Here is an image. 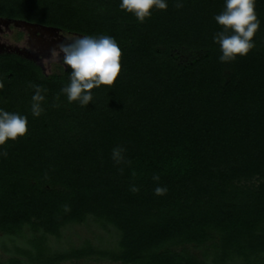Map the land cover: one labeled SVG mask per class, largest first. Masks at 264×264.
Segmentation results:
<instances>
[{"label": "trees", "instance_id": "trees-1", "mask_svg": "<svg viewBox=\"0 0 264 264\" xmlns=\"http://www.w3.org/2000/svg\"><path fill=\"white\" fill-rule=\"evenodd\" d=\"M182 2L139 23L120 0H0V19L111 35L122 50L116 84L88 106L61 93L67 67L46 75L0 53V107L30 133L0 156V264H264V0L255 49L231 63L213 41L224 0ZM79 228L91 237L76 244Z\"/></svg>", "mask_w": 264, "mask_h": 264}, {"label": "clouds", "instance_id": "clouds-1", "mask_svg": "<svg viewBox=\"0 0 264 264\" xmlns=\"http://www.w3.org/2000/svg\"><path fill=\"white\" fill-rule=\"evenodd\" d=\"M168 0H120L119 8L133 15L139 23L149 19L153 11H166ZM175 7L182 8V0H175ZM220 30L213 36V41L219 46L221 63H231L238 58L246 57L255 49L254 37L261 28V21L256 12V0H224L222 10L214 16ZM69 42L61 43L51 50L50 57L42 58L43 63L59 59L63 54L62 64L68 71L69 81L61 89L69 104L78 103L88 106L94 103L93 89L114 87L121 74L122 50L116 39L111 35H83ZM34 89L31 97L30 112L33 117H40L44 108L42 102L45 96L40 85L30 84ZM59 99V95L57 97ZM28 117L16 112H10L0 107V156L7 157L6 146L20 138L29 135ZM123 148L113 149V159L119 163ZM159 181V176H154ZM131 191L139 189L131 186ZM167 188L156 186L154 193L164 195ZM70 210L68 205L64 211Z\"/></svg>", "mask_w": 264, "mask_h": 264}, {"label": "rangeland", "instance_id": "rangeland-1", "mask_svg": "<svg viewBox=\"0 0 264 264\" xmlns=\"http://www.w3.org/2000/svg\"><path fill=\"white\" fill-rule=\"evenodd\" d=\"M23 32L24 37L21 40H17V33ZM77 34H67L63 31L50 28L43 29L40 26H29L21 21L0 19V53L4 52H14L21 54L25 57L31 58L33 61L37 62L42 68L46 75H49L55 71V65H63L61 53L60 60L54 59L47 63L42 62V58L50 57L51 50L53 48H58L61 43L69 42L68 39H73ZM257 185V179L251 181L242 182V184L251 186L252 184ZM74 232L81 235V238L91 237L90 233L87 232L86 228H79L76 231H72V239L78 244L81 238L75 237ZM7 255L0 248V258L2 260L8 258ZM64 264H120L112 263L108 261H80L75 263L66 262Z\"/></svg>", "mask_w": 264, "mask_h": 264}, {"label": "water", "instance_id": "water-1", "mask_svg": "<svg viewBox=\"0 0 264 264\" xmlns=\"http://www.w3.org/2000/svg\"><path fill=\"white\" fill-rule=\"evenodd\" d=\"M21 22H23V21H21ZM23 23H25V24H27V25H29V26H40V25H36V24H30V23H26V22H23ZM40 27H42L43 29H50V28H48V27H44V26H40ZM54 29V28H53ZM18 54V53H17ZM19 55H21V54H19ZM21 56H23V55H21ZM23 57H25V56H23ZM25 58H28V57H25ZM28 59H31V58H28Z\"/></svg>", "mask_w": 264, "mask_h": 264}]
</instances>
